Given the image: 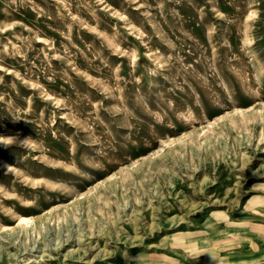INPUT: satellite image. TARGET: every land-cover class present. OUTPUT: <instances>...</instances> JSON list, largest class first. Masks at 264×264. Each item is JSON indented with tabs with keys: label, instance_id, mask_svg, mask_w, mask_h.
<instances>
[{
	"label": "rangeland",
	"instance_id": "rangeland-1",
	"mask_svg": "<svg viewBox=\"0 0 264 264\" xmlns=\"http://www.w3.org/2000/svg\"><path fill=\"white\" fill-rule=\"evenodd\" d=\"M0 135V264H264V0H0Z\"/></svg>",
	"mask_w": 264,
	"mask_h": 264
},
{
	"label": "clouds",
	"instance_id": "clouds-1",
	"mask_svg": "<svg viewBox=\"0 0 264 264\" xmlns=\"http://www.w3.org/2000/svg\"><path fill=\"white\" fill-rule=\"evenodd\" d=\"M28 140V138H25L23 140H18L16 136L13 135H8V136H2L0 135V144H3L5 146L7 145H11V144H19V145H24L26 143V141ZM211 257L216 260V257H214L211 253H210Z\"/></svg>",
	"mask_w": 264,
	"mask_h": 264
},
{
	"label": "bare ground",
	"instance_id": "bare-ground-1",
	"mask_svg": "<svg viewBox=\"0 0 264 264\" xmlns=\"http://www.w3.org/2000/svg\"><path fill=\"white\" fill-rule=\"evenodd\" d=\"M21 222H22L23 224H29V219L26 220V219L24 218Z\"/></svg>",
	"mask_w": 264,
	"mask_h": 264
}]
</instances>
